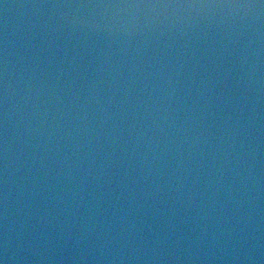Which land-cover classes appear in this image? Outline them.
<instances>
[{
	"label": "water",
	"instance_id": "obj_1",
	"mask_svg": "<svg viewBox=\"0 0 264 264\" xmlns=\"http://www.w3.org/2000/svg\"><path fill=\"white\" fill-rule=\"evenodd\" d=\"M0 264H264V0H0Z\"/></svg>",
	"mask_w": 264,
	"mask_h": 264
}]
</instances>
